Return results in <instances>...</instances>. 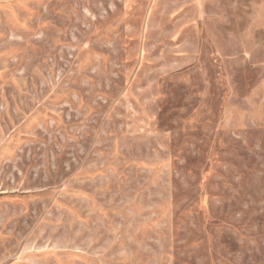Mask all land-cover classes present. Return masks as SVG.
<instances>
[{"label": "rangeland", "instance_id": "374dc122", "mask_svg": "<svg viewBox=\"0 0 264 264\" xmlns=\"http://www.w3.org/2000/svg\"><path fill=\"white\" fill-rule=\"evenodd\" d=\"M0 264H264V0H0Z\"/></svg>", "mask_w": 264, "mask_h": 264}]
</instances>
